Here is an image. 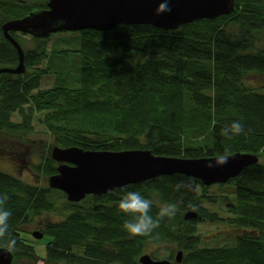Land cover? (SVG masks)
I'll return each instance as SVG.
<instances>
[{"label": "trees", "instance_id": "trees-1", "mask_svg": "<svg viewBox=\"0 0 264 264\" xmlns=\"http://www.w3.org/2000/svg\"><path fill=\"white\" fill-rule=\"evenodd\" d=\"M47 0H0V67H15L18 54L2 25L47 8ZM64 36L67 48L51 49V36L10 32L24 51L26 71L0 74V146L16 148L30 141L39 150L33 173L48 177L57 163L52 146L85 150L149 149L172 157H213L247 152L255 164L218 185L232 184V196L211 193L198 179L175 173L117 187L101 195L69 202L62 191L36 185L0 169V193L12 211L8 231L16 240L12 264H141L145 253L165 246L166 259L179 264H264V82L253 86L252 74L264 76V0H235L234 10L163 30L147 24H118L105 31L80 30ZM27 37V38H26ZM75 38V46H70ZM80 57L78 74L62 76V56ZM54 56V57H53ZM58 64L60 68L58 69ZM61 69V70H60ZM56 77L40 87L43 77ZM57 75V76H56ZM17 120H13V116ZM241 120L248 135L228 139L221 128ZM40 123L52 141L30 138ZM28 141V142H29ZM34 157V158H35ZM194 183L195 190L176 185ZM140 191L153 202L155 217L164 203H176L151 237H131L123 229L130 216L117 211L123 191ZM205 203L222 204L220 216ZM63 207L62 219L44 225V255L21 233L43 213ZM188 211L197 216L184 219ZM221 222L235 230L232 245H203L201 222ZM7 247V239L0 240ZM8 248V247H7Z\"/></svg>", "mask_w": 264, "mask_h": 264}, {"label": "water", "instance_id": "water-1", "mask_svg": "<svg viewBox=\"0 0 264 264\" xmlns=\"http://www.w3.org/2000/svg\"><path fill=\"white\" fill-rule=\"evenodd\" d=\"M161 0H47V8L10 19L2 25L6 39L15 47L18 63L15 67H0L1 73L22 74L26 71L24 51L10 32L48 38L59 31L93 29L105 31L118 24H147L163 30L200 19H213L234 10L235 0H169L170 12L161 13ZM229 155L224 166L207 168L213 157H172L156 155L149 149L85 150L77 146H52L51 158L57 162L56 173L50 175V188L62 191L69 202H79L87 195H101L131 183H139L160 175L183 174L198 179L203 185L222 184L237 176L245 167L255 164L259 156L247 152ZM197 216L188 211L184 219ZM32 236L40 239L43 233L34 230ZM182 251L174 260L155 259L145 253L141 264H179ZM13 253L0 246V264H12Z\"/></svg>", "mask_w": 264, "mask_h": 264}, {"label": "rangeland", "instance_id": "rangeland-1", "mask_svg": "<svg viewBox=\"0 0 264 264\" xmlns=\"http://www.w3.org/2000/svg\"><path fill=\"white\" fill-rule=\"evenodd\" d=\"M51 41L50 44L54 41L56 44H52L51 49H58V48H67L65 43H63V39L59 37L64 36H79L78 31H59L52 33L51 35ZM256 41H255V47L256 48H264V34L256 33ZM27 38V37H26ZM75 38H72L73 41H71L70 46H75ZM54 57V56H53ZM64 59L62 62V70L61 72L62 76L71 77L79 72L80 67V57L77 54H71L69 56H62ZM58 69L60 68V65L58 64ZM57 76V75H56ZM56 81V77H43L40 82V87H49L53 84V82ZM248 82L253 86H260L264 82V76L258 75V74H252L248 77ZM13 120H17V116H13ZM30 138L41 139L42 141H49L51 142L52 137L45 132L44 128L40 123H35V128L31 134L28 135ZM1 145V144H0ZM5 148L0 146V151H4ZM39 150L38 147L34 145L29 147V152L31 155V163L27 165V168H25L24 164L18 160H16L13 170L10 169V167L4 163V159L0 160V169L3 171H6L22 180L28 183H33L36 185H45L47 183V178L43 177L41 174L33 173L32 170L29 168L31 165L37 164V158L33 156V153L35 151ZM35 157V158H34ZM2 158V156H0ZM56 162V161H55ZM57 163V162H56ZM224 186L220 189H218V185L213 184L209 190L211 193L216 194H223L232 196V189H230L232 184H224L221 185ZM205 206L213 211H217L220 216H226V213L223 211L224 206L222 204H211V203H205ZM58 207V209L53 210L52 212L43 213L40 216H38L36 219L31 221V224L24 225L22 230H26L27 234L32 232L33 230H37V227H44L45 224L53 223L56 221H59L62 219V212L66 209L63 207ZM199 229L202 233V244L203 245H210V246H216L218 244L220 245H232L233 242H235V230L230 229L223 223H217V222H201L199 223ZM43 229V228H42ZM39 230V229H38ZM44 230V229H43ZM41 231V230H39ZM42 232V231H41ZM26 234V238L32 245L36 247L37 255L43 256L44 255V246L47 244V241L45 239H35L33 236H29ZM32 235V234H31ZM154 250L157 251V254L155 255L156 258H166L167 254V248L165 246L159 247V248H152L151 251ZM37 264H43V261L40 259H37Z\"/></svg>", "mask_w": 264, "mask_h": 264}, {"label": "clouds", "instance_id": "clouds-1", "mask_svg": "<svg viewBox=\"0 0 264 264\" xmlns=\"http://www.w3.org/2000/svg\"><path fill=\"white\" fill-rule=\"evenodd\" d=\"M158 11L161 13L170 12L169 0H161ZM250 130H246L241 120H234L224 125L220 130V135L233 139L241 135H248ZM229 155L227 152L216 154L214 160L206 164L207 168L224 166L228 163ZM195 190L194 183L189 184L183 181L176 185L177 191L180 189ZM9 197L6 193H0V240L7 239V247L11 250L15 247L16 240L8 231V221L12 216V211L6 207ZM117 211L130 216L131 219L124 220L122 229L131 237H151L153 232L158 229L165 220L171 219L176 215L178 205L176 203H164L154 217L152 213L153 202L151 199L142 195L140 191H129L125 189L121 198L117 202Z\"/></svg>", "mask_w": 264, "mask_h": 264}, {"label": "flooded vegetation", "instance_id": "flooded-vegetation-1", "mask_svg": "<svg viewBox=\"0 0 264 264\" xmlns=\"http://www.w3.org/2000/svg\"><path fill=\"white\" fill-rule=\"evenodd\" d=\"M29 139L27 138V142H19V141H16L13 145L16 147L14 149H5L4 151H0V156H2V158H0V160H3L4 159V163L7 164L11 170H13V167L16 160L22 162L25 166V168H27V165L29 163H31L32 159H31V155H30V152H29V147L31 146L30 145V141ZM44 227H37V230H41L42 233H44L43 229ZM34 231V230H33ZM32 231V232H33ZM27 231L26 230H21V233H23L24 235H26ZM32 232L30 231V233H28L27 235L31 236L32 237ZM40 239H44V237L42 236V238Z\"/></svg>", "mask_w": 264, "mask_h": 264}]
</instances>
